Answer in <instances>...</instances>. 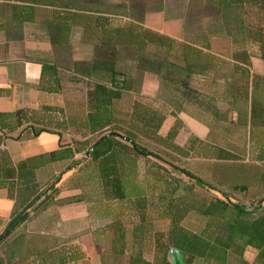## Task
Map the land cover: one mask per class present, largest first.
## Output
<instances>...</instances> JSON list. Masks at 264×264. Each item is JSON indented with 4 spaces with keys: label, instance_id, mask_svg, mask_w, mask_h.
<instances>
[{
    "label": "crops",
    "instance_id": "0c3cea01",
    "mask_svg": "<svg viewBox=\"0 0 264 264\" xmlns=\"http://www.w3.org/2000/svg\"><path fill=\"white\" fill-rule=\"evenodd\" d=\"M88 17L97 19L98 26L88 27L85 21ZM106 21L115 30L136 25L201 52L203 56L192 58L191 62L208 66L195 77L214 85L210 89L208 86V91L217 97L215 113L199 112L192 107L180 111L177 117L182 126L175 142L182 144L193 134L220 146L209 137L215 127L225 128L230 122L237 124L244 132V146L252 148L251 164L247 159L239 164L222 159L213 161L214 168L205 178L195 170L191 172L210 183L238 184L244 187L242 193L246 197L264 201L260 197L264 194V184L260 182L264 173V157L260 156L264 151V104H250L252 80L253 94L264 99V0H0V242H5L4 257H0L2 264H54L53 259H44L42 253L55 248L64 259L61 264H100L99 244L94 241L101 235L92 233L93 227L87 232V227L103 223H91L84 201L56 204L51 200L34 210L42 195L26 208L28 217L24 221L11 231L8 223L13 211H20L33 191L42 186L39 172L50 169L51 179L55 164L67 161L48 160L46 153L86 138L89 129H101V123L87 117L94 79L74 72L71 67L74 62L92 58L94 49L101 44L97 36L109 27ZM42 66L55 67L56 74L42 71ZM94 76L101 82L108 80L105 73ZM55 80L58 89L47 90L48 83L53 87ZM157 91L158 77L144 73L139 92L127 95L142 96L145 101L155 98ZM232 95L245 100L240 105L232 100ZM16 110L25 111L27 117L18 126L12 115ZM173 120L174 117L166 114L159 129L166 131ZM28 126L44 130L32 134L30 129H24ZM49 192L48 189L46 193ZM79 192L58 189L52 199ZM51 205L60 212L56 219L31 217ZM258 223L260 220L244 224L248 235L240 234L239 240L245 242L256 237ZM40 224L74 228L58 237L52 230L34 228ZM252 225L255 228L251 229ZM12 235L14 246L8 243ZM29 237L31 241L27 243ZM72 251L78 255L74 261L68 259ZM178 251L185 264H202L200 258H205L204 254ZM221 253L223 258L214 257L220 260L219 264H264V252L249 244L243 246L239 257L227 251Z\"/></svg>",
    "mask_w": 264,
    "mask_h": 264
},
{
    "label": "trees",
    "instance_id": "16d2710c",
    "mask_svg": "<svg viewBox=\"0 0 264 264\" xmlns=\"http://www.w3.org/2000/svg\"><path fill=\"white\" fill-rule=\"evenodd\" d=\"M85 21L88 27L89 24L98 26L99 23L97 19L90 17ZM105 23H108L109 27L99 36L96 35L101 44L94 49L92 58L84 62H74L71 67L74 72L94 79L90 91L91 110L87 117L90 121L101 123L99 124L101 129H89L86 138L46 153L48 160H67L60 171L62 174L73 169L78 171L83 168L95 169L101 200L127 202L126 210L129 216L135 218L129 222V234L126 233L120 217H114L95 227L92 233L101 235V238L94 242L99 244L108 240L110 245L106 251L115 259L125 258V264H172L168 259L170 249L200 256L204 254L205 258H200L202 264H219L220 260L206 258L211 246L220 252L227 251L234 257L241 255L245 244L257 248L261 253L264 252V204L246 208L234 197L236 193L244 191L243 186L238 184L224 186L207 182L184 167L166 162L158 153L146 149L136 141L139 134L150 137L166 152L180 157L206 156L208 154L202 153V150L207 148L219 151L215 145L205 143L192 134H189L182 144H177L174 140L181 127V120L177 117L180 111L188 107L199 112L216 109L217 97L208 91V86L210 89L214 85L211 82L207 84L205 79L199 80L195 77L198 71L203 72L208 66L191 62L192 58L203 56L201 52L183 42L136 25L115 30L116 28H111L108 21ZM43 69L53 74L56 72L55 67L42 66V71ZM99 72L107 74L108 80L101 82L95 79V73ZM144 73H152L158 77L156 97L147 98L145 101L142 100L144 98L142 96L131 98L127 94L139 92ZM251 85L250 104L255 102L264 104L261 95L256 97L253 94V80ZM46 89L57 90V80L53 87L48 83ZM232 100L242 103L245 99L232 95ZM119 105L125 106V109L118 108ZM166 114L173 116L174 120L163 135H157L156 131ZM12 115L15 117V126L27 119L23 110H16ZM27 128L32 134L44 130L34 129L32 126L24 129ZM78 153L79 158L74 156ZM83 154L85 156H82ZM140 156L155 157L170 166L168 168L159 165L154 178L155 185L150 186V190L137 184L127 187V174L133 168L134 159ZM260 156L264 157V151L260 152ZM171 172L187 177L191 183L207 190L208 196L191 203L184 202L185 197L191 194L192 186L174 177ZM260 177V182L264 184V173ZM59 180L60 176L57 175L36 192L34 190L29 202L20 211H13L8 223L9 231L28 217L26 208L42 195L43 198L34 206V210L47 205L51 200L56 204L77 201L88 203L90 197L81 190L79 184H75L74 187L80 189L78 194L53 200V195L58 190L55 184ZM51 186L52 191L46 193ZM152 213L156 214L155 217L151 215ZM187 215H195L197 220H201V226L196 229L184 227L181 221ZM153 218L168 219V229L166 231L155 229ZM250 220L252 222L260 220L255 230L256 237L241 242L239 236L248 235L246 232L248 228L246 229L244 224ZM221 222L229 231L228 239L222 243L220 238L216 237ZM253 227L255 228L252 225L251 229ZM106 228H110L109 234L104 233ZM251 232L254 234V230ZM147 243H150L152 248L151 260L143 255ZM106 251L103 252V248L101 249L100 261ZM73 253L74 251L68 258L71 261L78 259V255ZM42 257L49 261L53 259L54 264H61L64 260L58 248L44 251Z\"/></svg>",
    "mask_w": 264,
    "mask_h": 264
},
{
    "label": "rangeland",
    "instance_id": "374dc122",
    "mask_svg": "<svg viewBox=\"0 0 264 264\" xmlns=\"http://www.w3.org/2000/svg\"><path fill=\"white\" fill-rule=\"evenodd\" d=\"M127 100V99H126ZM124 100V101H126ZM241 105V103H239ZM155 105V104H154ZM120 109H125V106H120ZM191 108L188 107V110ZM121 117V115H118ZM231 116H234L231 114ZM173 117V116H172ZM162 123V122H161ZM226 124L225 128H217L212 131L213 134L209 137L212 139L214 142H219L221 145H215L219 151H214L212 149H203L202 153H206L208 155L202 156V155H193V156H187V157H180L177 156L174 153L171 152H166L164 148L160 147L155 140H153L150 137L144 136L139 134L136 136V141L140 143L141 145L145 146L146 149L154 151L160 155L162 159H164L166 162H172L175 163L181 167H184L188 169L189 171L195 170L199 172V174L202 176V178H205L207 173L211 170H213L214 165L213 161H218L222 159H230L236 164H239V161H243L247 159L248 162L250 160H253V156L250 152V147L244 146L243 141L244 140V132L242 129L237 126V124ZM182 126V123H181ZM160 128V126H159ZM157 129L156 134L157 135H163L166 131L164 129ZM180 130V128H179ZM178 130V132H180ZM189 129H186L185 131H188ZM184 133V132H181ZM193 135V134H192ZM175 140V139H174ZM206 143V140H203ZM248 149V154H246V150ZM216 154V155H213ZM77 158L80 157V154L76 155ZM219 163V162H218ZM251 164V162H250ZM254 165H257L253 163ZM123 165V164H122ZM125 165V164H124ZM159 165L161 167H168L170 166L162 162L160 159H157L155 157H137L134 159L133 162V168L130 169L129 173L127 174V187L130 188L132 185H140L141 187L147 188V190H150V186L154 187V178L157 175L156 169H158ZM62 165L60 164H55L53 170L54 174L53 177H56L57 175L60 176V180L55 184L57 189H59L60 192L63 191H71L75 190L76 192H79V189H73L75 187V184H79L81 187V190L86 193L87 197H90V200H88V203H86L87 206V217L88 219H91V223L93 224H98L99 222L105 223L111 220L114 217H120V219L124 223V228L126 230V233L129 234L130 232V221H133L135 218L129 216L126 207H127V202L125 201H107L102 199L99 194V184L97 178H95L97 171L95 169H81V170H75L73 169L72 171L66 172V173H61ZM238 166V165H237ZM237 166H234L233 168H237ZM50 169L48 171H40L38 175V181L41 183L42 187L44 186L46 181H50ZM174 177L180 179L184 183H187L192 186V190L190 191L191 194L187 195L184 199V202L186 203H191L192 201H198L201 198L207 197V190L199 188L197 185L191 183L188 181L187 177L179 174V173H173L171 172ZM48 178V179H47ZM49 191H52V186L49 188ZM210 193V192H209ZM236 200H238L240 203L247 205L248 207H253L258 204H264V201H259V198H254V197H246V194L239 192L236 193L235 196ZM262 199H264V194L260 195ZM254 203V204H252ZM57 206L51 205L45 210H41L37 212L36 214L31 215L32 218H40L42 220H47V219H56L59 216V211L56 208ZM120 208H123L122 210ZM152 216L155 217V213L151 214ZM154 219V227L155 229H159L162 231H166L169 227V221L166 218H153ZM182 225L188 229H196L197 227L201 226V220H197L196 216L193 215H187L186 217L183 218L181 221ZM220 224L221 228L220 230L216 233V237L221 240L222 242H225L228 237H229V231L223 225V222ZM31 227V226H30ZM95 228V225H88L87 229L89 232L90 228ZM34 228H40L43 230H52V233H54L56 236L59 237V235L64 234L65 232L69 231V229H72L74 227H63L61 225H43L40 224L39 226H34ZM18 236L22 234V232H18ZM99 233V232H97ZM104 233L109 234L110 233V228H106L104 230ZM104 233L102 234V238H104ZM34 240H36L34 238ZM103 240V239H102ZM31 238H27L26 242L30 243ZM8 243H11V245L14 246V236L12 235ZM110 242L108 240H104L99 245L97 246L98 252L101 251L103 248V252L109 249ZM4 247H5V242H0V257H4ZM146 251L144 252V257L148 260H151L152 254H151V245L150 243L146 244ZM128 250V249H127ZM180 252L176 249H170L168 257L170 258L171 262L174 264H185V262L182 260V257L180 256ZM224 255L214 248V246H211L208 250L207 257L208 259H213L214 257L219 258ZM125 258L123 257H118V259L114 258V256H111L108 251L103 253V257H101V261L99 258V263L100 264H125ZM87 264H89L87 262Z\"/></svg>",
    "mask_w": 264,
    "mask_h": 264
}]
</instances>
